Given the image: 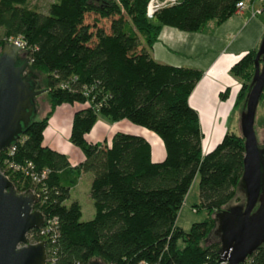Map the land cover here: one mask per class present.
Here are the masks:
<instances>
[{"label":"trees","instance_id":"obj_1","mask_svg":"<svg viewBox=\"0 0 264 264\" xmlns=\"http://www.w3.org/2000/svg\"><path fill=\"white\" fill-rule=\"evenodd\" d=\"M148 1L53 0L38 11L28 0H0V45L20 40L29 67L45 76L49 112L0 152V172L15 191L37 196L33 209L44 223L27 242H44V264H221L218 243L199 246L214 219L187 232L175 219L196 175L197 210L213 215L235 197L243 140L226 133L202 153L198 116L187 102L201 72L156 63L149 50L162 27L195 33L208 21H225L242 0H180L150 20ZM254 55L247 52L231 68L240 82L235 106L248 91ZM76 103L82 108L72 115L69 142L83 160L70 167L42 142L54 108ZM97 118L153 133L163 160L151 161L141 136L117 132L109 145L86 142ZM80 173L91 175L93 217L85 222L76 202L65 205ZM244 264H264V246Z\"/></svg>","mask_w":264,"mask_h":264},{"label":"water","instance_id":"obj_2","mask_svg":"<svg viewBox=\"0 0 264 264\" xmlns=\"http://www.w3.org/2000/svg\"><path fill=\"white\" fill-rule=\"evenodd\" d=\"M22 57L24 59L22 60ZM30 60L12 43L0 48V152L10 149L34 122L37 90L25 74ZM264 90V35L253 58V74L239 118L243 140L242 174L237 191L244 205L224 208L214 214L221 264H244L264 246V148L258 147L253 131L254 115ZM37 196L17 193L0 172V264H44L45 244H29L27 235L44 221L33 209ZM88 264H100L91 261Z\"/></svg>","mask_w":264,"mask_h":264},{"label":"crops","instance_id":"obj_3","mask_svg":"<svg viewBox=\"0 0 264 264\" xmlns=\"http://www.w3.org/2000/svg\"><path fill=\"white\" fill-rule=\"evenodd\" d=\"M242 3L243 9L235 11L225 21L219 24H216L213 20L208 21L201 30L195 33H186L169 27H162L156 41L149 50L150 57L156 63L201 72V78L190 93L187 101L188 106L198 116L199 128L201 124L199 112L202 108L208 111L207 119H216L223 116L225 112L226 107H224L225 102L223 100L229 99L230 95L235 99L240 89V83L238 79L230 76L231 68L247 52L256 51L264 35V6L262 1L242 0ZM37 112L43 118L49 112V108H39ZM101 119L97 118V120L102 122ZM203 124L204 121L202 122ZM102 126L109 128V133L104 137L105 143L109 135L111 136L107 143L111 141L113 134L117 132L125 133L122 132L124 130L134 136L145 138V131L132 127L123 120L109 125L103 123ZM68 127V123L61 126L60 131L63 135L66 133V129H69ZM201 135L203 139L204 134L201 133ZM147 137L150 139V134H147ZM146 141L148 142V140ZM153 141L156 142V139ZM46 147L52 149L50 146ZM150 150L152 162L158 163L163 160V147L157 145L155 146V151H153L150 145ZM74 154L76 155V152ZM78 163L80 164L81 162ZM70 167L75 166L70 164ZM82 176L87 175L79 174L76 183L69 190V195L75 189L77 182ZM74 202L78 204L77 201ZM90 216L93 217V210L90 212Z\"/></svg>","mask_w":264,"mask_h":264},{"label":"rangeland","instance_id":"obj_4","mask_svg":"<svg viewBox=\"0 0 264 264\" xmlns=\"http://www.w3.org/2000/svg\"><path fill=\"white\" fill-rule=\"evenodd\" d=\"M51 2V0H28V7L29 8H35L38 11H43L46 5ZM150 20V19H148ZM1 44V43H0ZM2 45H0L1 48ZM24 57H22V60ZM25 74L31 78H33V82L35 85V88L37 90H43L45 86V76L40 73L39 71L33 70L30 67H28L25 71ZM232 78H235L234 76L229 73ZM252 78V77H251ZM251 81V79H250ZM240 83V82H239ZM250 83V82H249ZM249 86V84H248ZM43 88V89H42ZM248 92V91H247ZM247 94V93H246ZM245 94V95H246ZM229 98V97H228ZM233 96L229 99H224L223 102H225L224 107L225 112L223 116H220L218 118L214 119H207L206 116L208 115V111L204 108L201 109L199 112L200 114V130L201 133L204 134L202 146H201V152L210 151L213 149V147L221 140L222 136L224 134H234L236 136L240 135L239 132V118L241 115V112L243 111L242 105L244 104V99L238 104L234 105L236 97L233 102ZM48 98L43 92L42 94L38 95L34 98V104L35 108L38 110L39 108L43 109L49 108ZM82 105L80 104H61L54 108L53 112L49 116L47 120V126L43 132V142L42 145L44 147L50 146L52 147V150L61 153L65 155L68 158L69 163L71 166H76L79 164L78 162H82L83 157L80 152V150L73 147L69 142V132H70V125H71V119L74 112L81 109ZM36 110V115L34 117V120L37 121L40 118H42L39 113ZM95 124L91 128V132L89 131L85 135V140L88 143L92 144H104V137L109 133V128H106L105 126H102L103 123L109 124H115L112 122H109L107 120L101 119L102 122L99 120H96ZM125 121V120H123ZM204 121V124L202 125V122ZM127 124H129L132 127H135L137 129H142L144 132L146 140L151 145V148L153 151H155V146L162 147V144L160 140L151 132L136 127L129 122L125 121ZM65 123L69 124V129H66V133L63 135L60 131L61 126ZM133 129V128H132ZM115 130V129H114ZM101 131V132H100ZM253 131L256 138L257 146L258 147H264V101H259L254 115V123H253ZM127 133L126 130L122 131ZM132 134V133H127ZM147 134H150V139L147 137ZM133 135V134H132ZM111 135L107 138V140H110ZM153 137V138H152ZM156 139V142L153 140ZM106 145L110 144V141ZM68 147V148H67ZM55 148V149H53ZM72 151H74L72 153ZM64 152V153H62ZM76 152V155L74 154ZM81 159V161H79ZM87 176H82L79 181L77 182V185L75 189H73L69 195V200L65 203V205H69L73 201H77L80 210H81V217L80 221L85 222L90 220L92 217L90 216V212L92 209V202L89 198V186L91 182V175L89 173H86ZM244 195L241 192H237L235 194V197L226 205L224 208H230L235 206H243L244 205ZM198 204V176L196 175L190 186L189 189L183 199V203L177 213V217L175 219V226L179 228L183 232H187L189 227L194 223H199L203 221L204 219H214V214L207 215L204 210H197L194 208V205ZM223 208V209H224ZM215 230V226L211 228V230L208 232L205 238H203L199 242L200 247H205L211 244L218 243V238L213 234ZM179 247L181 244L179 243Z\"/></svg>","mask_w":264,"mask_h":264},{"label":"built area","instance_id":"obj_5","mask_svg":"<svg viewBox=\"0 0 264 264\" xmlns=\"http://www.w3.org/2000/svg\"><path fill=\"white\" fill-rule=\"evenodd\" d=\"M179 1L180 0H149L146 4V7H145V17L147 19H151L153 17V15L157 11H159L160 9L175 5ZM261 1L264 2V0H261ZM242 9H243V3L238 2L235 6V11H240ZM9 43L14 44L16 47H18V49L20 51L23 50V44L18 39L11 40V41H9ZM28 167L30 168L29 165H28ZM45 224L47 225V223H45ZM41 234H42V232H41Z\"/></svg>","mask_w":264,"mask_h":264},{"label":"flooded vegetation","instance_id":"obj_6","mask_svg":"<svg viewBox=\"0 0 264 264\" xmlns=\"http://www.w3.org/2000/svg\"><path fill=\"white\" fill-rule=\"evenodd\" d=\"M31 78V77H30ZM33 80V78H31ZM264 148V147H263Z\"/></svg>","mask_w":264,"mask_h":264}]
</instances>
